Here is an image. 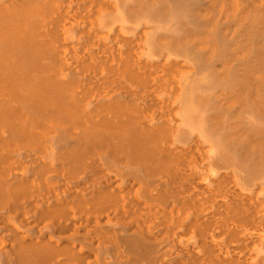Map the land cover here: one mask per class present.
<instances>
[{
    "label": "bare ground",
    "instance_id": "1",
    "mask_svg": "<svg viewBox=\"0 0 264 264\" xmlns=\"http://www.w3.org/2000/svg\"><path fill=\"white\" fill-rule=\"evenodd\" d=\"M0 264H264V0H0Z\"/></svg>",
    "mask_w": 264,
    "mask_h": 264
}]
</instances>
